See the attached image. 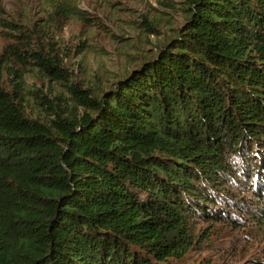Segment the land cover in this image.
Masks as SVG:
<instances>
[{
	"label": "trees",
	"instance_id": "trees-1",
	"mask_svg": "<svg viewBox=\"0 0 264 264\" xmlns=\"http://www.w3.org/2000/svg\"><path fill=\"white\" fill-rule=\"evenodd\" d=\"M184 10L154 58L49 116L28 112L17 67L44 56L5 47L0 264H218L199 255L212 235L264 234V0Z\"/></svg>",
	"mask_w": 264,
	"mask_h": 264
},
{
	"label": "rangeland",
	"instance_id": "rangeland-1",
	"mask_svg": "<svg viewBox=\"0 0 264 264\" xmlns=\"http://www.w3.org/2000/svg\"><path fill=\"white\" fill-rule=\"evenodd\" d=\"M187 7L188 0H0V55L16 43L44 56L48 70L39 61L17 67L28 112L49 116L55 107L66 109L74 87L102 96L154 58L179 33ZM12 79L0 72L10 88ZM230 232L212 235L199 255L218 264L261 257L263 233L253 225ZM231 241L239 244L233 252Z\"/></svg>",
	"mask_w": 264,
	"mask_h": 264
}]
</instances>
